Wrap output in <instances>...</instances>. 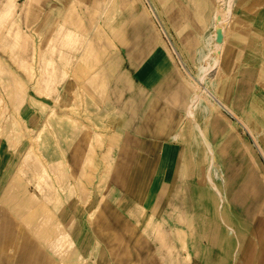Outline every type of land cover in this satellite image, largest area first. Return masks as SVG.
<instances>
[{
    "label": "bare ground",
    "instance_id": "1",
    "mask_svg": "<svg viewBox=\"0 0 264 264\" xmlns=\"http://www.w3.org/2000/svg\"><path fill=\"white\" fill-rule=\"evenodd\" d=\"M19 1L4 0L0 8V89L4 96H0V138L18 159L0 193V206L30 229L40 225L41 242L64 246L70 235L79 241L83 232L82 228L77 234L73 232L77 222L74 214L65 219L68 207L73 203L87 206L97 194V202L87 209L91 223L96 222L103 204L111 201L131 213L135 228L158 242L157 254L164 259L163 264H192L190 246L200 244L194 240L195 215L172 203L171 211H166L173 223L160 215V198L169 181L164 180L157 193H149L151 205L141 203L142 187L129 152L140 153L146 143L136 132L128 131V121L144 84L141 75L138 81L126 65L130 59L132 67L140 68L135 46L128 47L125 31L130 23H137L145 35V26L151 22L154 34L145 41L152 47L153 58L160 59L166 46L160 36L166 29L159 14L167 16V27L174 28L180 42L175 46L177 55L161 61L167 72L183 67L181 83L189 89L185 108L178 110L165 128L164 137L173 142V153L168 156L164 140L159 155L156 142L150 154L135 159L141 164L143 181L149 180V175L159 178V168L169 172L177 164L179 178L193 179L198 174L215 191L221 209L225 191L207 125L216 116H225L223 110L234 113L219 91L244 51L238 43L242 28L232 20L238 0H186L191 9L185 16L179 14L177 20L173 14L179 12L173 0H151L153 6L149 0H64L59 21L44 48L35 21H31L33 15L41 17L35 9L40 1L31 0L26 19ZM139 35L141 32L137 40ZM193 41L195 49L188 53ZM121 47L127 48V55ZM186 61L190 64L187 71ZM260 71L264 79L263 65ZM69 80L75 86L69 103H62L60 89ZM230 87L231 81L226 90ZM28 110L31 114L27 118ZM178 144L182 149L177 153ZM206 152L210 167L205 170ZM227 212L221 213L223 220H227ZM97 225L87 242V255L96 264L104 252V240L113 244L117 236L101 222ZM234 231L230 225L227 236L232 237Z\"/></svg>",
    "mask_w": 264,
    "mask_h": 264
},
{
    "label": "rangeland",
    "instance_id": "2",
    "mask_svg": "<svg viewBox=\"0 0 264 264\" xmlns=\"http://www.w3.org/2000/svg\"><path fill=\"white\" fill-rule=\"evenodd\" d=\"M39 1L38 5L40 6L35 7V9L39 10L41 17L36 19L33 15L31 21H35L34 26L38 29L36 33L41 35L39 40L41 47L44 48L50 32L55 27L56 22L59 21L64 0ZM149 1V5L153 6V2ZM19 2L24 8L23 17L26 19L27 13L32 9L30 6L31 0H20ZM3 3L4 0H0V8H2ZM171 3L175 4L174 7L179 12L177 14L172 13L176 20L180 18L179 14L185 16V11L191 9L186 0H173ZM159 18L166 29V32H163L160 36L166 45L160 59L153 58L154 56L151 54L152 47L147 45V41H145L147 37L154 34L151 22L145 26L147 31L145 35H143L144 28L136 26L137 23H130L125 31V38H129L128 47L133 48L135 46L134 55L137 56L135 60L137 68L140 67V70L130 65V59H127L126 65L138 81L142 78L144 84L137 105L128 121V131L130 133L136 132L141 141L144 144L146 143V148L141 147L140 153L136 150L129 152V157L132 161H135L137 167L136 180L142 187L143 199L141 203L150 204L147 201L149 193H157L160 184L167 179L169 184L163 190L164 197L160 198L162 209L160 215L167 217L169 222L173 223L167 212L171 211V203L187 208L197 219V234L194 240H198L199 243L207 241L211 245H218L211 246L207 252L203 251L199 257L194 259L193 264H257L261 259V252L264 250V79H262L260 71V66H264V0H238L237 6L233 9L232 20L242 28V40H239L238 43L244 48V51L240 54V60L233 67L234 70L230 74L231 76L225 80L220 88L219 95L225 97L228 106L234 113L223 110L225 116L218 115L207 125V137L214 146L215 163L223 179L221 187H223L225 194L221 209L218 207V198L215 191L199 179L198 174L193 176V179L182 181L179 178L177 164H175L169 172L162 171V168H159L161 178L153 179L149 175V180L143 181L141 164L135 160L142 154L143 156L150 154V147L156 142H158V145L155 152L159 155L162 150L161 145L165 140V128L172 116L178 110L185 108V99L189 90H187L185 84L183 86L181 83V70H183V67L179 65L175 66L173 70L170 68L168 69L169 73L162 64V59L166 60L168 56L177 55L175 46L178 47L180 41L174 28L167 27V16L159 14ZM194 25L196 24L194 23ZM196 29L200 31L198 26H196ZM140 32L141 36L139 35L140 38L137 40V34ZM55 35L54 33V37ZM190 47L187 49L188 53L194 51V41ZM121 48L124 55H127V48ZM78 50L76 49L75 53H78ZM184 69L186 71L190 69V64L187 61ZM139 75H141V78ZM228 79L231 81V87L226 90V84L230 82ZM74 86L73 81L69 80L61 87L62 103H69ZM0 96L4 98L1 89ZM30 114L31 110L25 112L27 118ZM33 118L35 121L36 116L34 115ZM40 121V118H38V123ZM246 144H248V147H246ZM130 145L133 146L134 142L132 141ZM164 146L168 156H170L173 153V142L165 140ZM181 149L182 145L178 144L177 153ZM209 156V152L204 154L205 164H207L205 170L210 167ZM178 158V156L175 158V162H178ZM17 160L15 155L5 148V144L0 138V189L5 181L3 177L5 170L9 169V173H11L13 171L12 165ZM76 164L78 167L77 162ZM217 182H221L218 177ZM152 197L155 198V196ZM97 200L98 196L95 194L87 206L73 203L65 213V219L71 214H74L77 218L73 232L76 233L77 230L82 228L83 232H81L79 241H77L83 247V254L86 255L89 250L84 233L88 234L91 229L97 230L99 222L105 224L107 228H117L119 231H123L125 227L132 225L133 238L129 237L127 232H123L131 246L128 253L130 257L118 262L120 255L124 253V248L119 245L123 244L125 239L123 234L117 231V236L113 241V244H116L117 247L110 249L101 264H146L140 262L142 251L152 250V247L155 249V244L158 242L149 240L148 236L140 238L142 231L135 228L131 213L119 209L111 201L103 204L102 210L95 218L96 222L91 223L87 209L91 208ZM4 209L5 207L0 206V212H3ZM226 209L228 210L227 220H223L221 213L225 212ZM1 215L2 213H0ZM51 215L52 211L50 210ZM160 215L157 217L159 218ZM36 225L38 224L33 225L31 230H34ZM230 225L235 230L232 237L227 236ZM91 233L92 231H90ZM70 239H72L71 235ZM25 244L27 247L32 244L29 235L25 236ZM29 250L28 248L27 251L29 252ZM53 259L56 260V263L52 259L50 263L47 259L48 261L43 264H59L57 257Z\"/></svg>",
    "mask_w": 264,
    "mask_h": 264
},
{
    "label": "crops",
    "instance_id": "3",
    "mask_svg": "<svg viewBox=\"0 0 264 264\" xmlns=\"http://www.w3.org/2000/svg\"><path fill=\"white\" fill-rule=\"evenodd\" d=\"M11 173H9V169L5 170V173L3 174L5 181L6 179H9ZM5 181L3 182V186L0 189V193L7 182ZM5 210L6 209H4V211ZM103 226L105 227V224ZM107 229H113L116 232L119 231V229L117 228ZM90 231H92V229ZM90 231H88V234L84 233L87 242L91 236ZM119 232L123 234L125 239L124 245H121L124 248V253L120 255L118 260V262H121L130 257L128 253L131 249L130 243L128 242V239L123 232H127L128 236L133 238L134 230L131 225L130 227H125L123 231ZM40 233V225H36L34 230H31L21 221H19L15 216L10 214L8 211H5L3 215L0 216V264H23V262H25V264H43L48 260L51 263V259L54 263H56V260L53 259L54 257H57L59 259V264H96L91 261L89 255H87V253L90 254V251L88 250L86 255H84L82 252L83 247L79 245L78 241H75L73 238L70 239V236L64 246H52L47 242H41ZM26 235H29L31 237L32 242V244L28 247L25 246ZM142 236H145V234L141 232L140 238ZM104 243V252L97 264H101L103 258L106 257L111 248L117 247V245L111 244L105 240ZM202 243L195 247L190 246V252L193 254V262L194 259L196 257H199L203 251L207 252L208 248H210L211 246H218L211 245L207 243V241H202ZM28 248L30 249L29 252L27 251ZM157 248L158 245L155 244V249L154 247H152V250L142 251L140 262H145L146 264H157L159 262L158 264H163L164 259L157 254ZM261 253V259L257 264H264V250ZM108 261L110 262L111 260L109 259Z\"/></svg>",
    "mask_w": 264,
    "mask_h": 264
}]
</instances>
